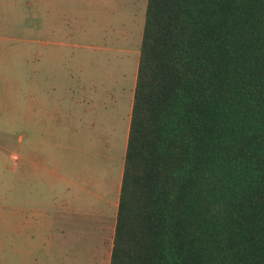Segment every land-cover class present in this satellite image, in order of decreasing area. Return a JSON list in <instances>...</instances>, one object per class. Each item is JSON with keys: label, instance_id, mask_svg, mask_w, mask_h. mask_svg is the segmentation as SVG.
I'll return each instance as SVG.
<instances>
[{"label": "trees", "instance_id": "16d2710c", "mask_svg": "<svg viewBox=\"0 0 264 264\" xmlns=\"http://www.w3.org/2000/svg\"><path fill=\"white\" fill-rule=\"evenodd\" d=\"M110 264H264V0H147Z\"/></svg>", "mask_w": 264, "mask_h": 264}, {"label": "rangeland", "instance_id": "374dc122", "mask_svg": "<svg viewBox=\"0 0 264 264\" xmlns=\"http://www.w3.org/2000/svg\"><path fill=\"white\" fill-rule=\"evenodd\" d=\"M11 1L0 21V264H42L51 253L34 207L119 195L147 0H19L13 15ZM74 98L80 131L62 137L52 107ZM54 136L73 146L69 158L41 142ZM46 154L56 171L36 168Z\"/></svg>", "mask_w": 264, "mask_h": 264}, {"label": "crops", "instance_id": "0c3cea01", "mask_svg": "<svg viewBox=\"0 0 264 264\" xmlns=\"http://www.w3.org/2000/svg\"><path fill=\"white\" fill-rule=\"evenodd\" d=\"M18 2L19 0L10 2V8H13L12 11L9 10L11 15H13V12L18 13ZM8 4L9 0H0V21H7L8 17L5 15L8 12L6 9ZM10 19L14 21L17 18L12 17ZM57 100L58 102L55 101V105L52 107V114L57 118L56 126H60L61 131H59V134L65 137L67 135L66 130L69 131L70 128H75L77 130L76 135H78L80 125H71L73 123L71 121L73 118H80V112L78 113L75 104L79 103L80 105H78L82 106V98H74L72 104L69 100L66 103L65 99H62V102L59 99ZM39 107H41V103H39ZM39 110L41 111V108ZM49 117L52 118L51 115ZM52 139L53 137L51 141L41 139V142L46 145L48 143L58 145V147L63 148V159L69 158L73 146L66 140L65 143L60 142L59 136H54V140ZM78 149L76 147V150ZM47 156V154L42 157L39 156L38 160H34L36 168L56 171V165H51V158L50 156L47 158ZM51 157L54 162L53 156ZM16 159H19V157L16 156ZM27 159L28 157H25L23 164ZM56 174L62 176L63 180L68 181L64 174L59 172H56ZM82 187L84 188V186ZM118 204L119 195L116 200L110 201L108 196L101 193H76L63 196L54 195L48 198L47 205L34 207L33 213L39 218L38 225L47 228L46 242L51 253V257L42 264H110ZM24 208L25 206L21 205L17 207V211H23Z\"/></svg>", "mask_w": 264, "mask_h": 264}, {"label": "built area", "instance_id": "2783aa9c", "mask_svg": "<svg viewBox=\"0 0 264 264\" xmlns=\"http://www.w3.org/2000/svg\"><path fill=\"white\" fill-rule=\"evenodd\" d=\"M12 157L16 159V155H15V154H14V155H12Z\"/></svg>", "mask_w": 264, "mask_h": 264}]
</instances>
